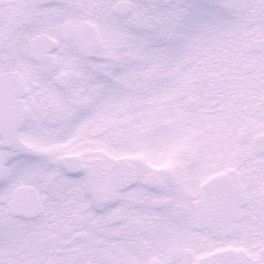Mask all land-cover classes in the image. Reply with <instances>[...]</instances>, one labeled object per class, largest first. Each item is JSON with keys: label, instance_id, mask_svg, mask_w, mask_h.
<instances>
[{"label": "snow or ice", "instance_id": "snow-or-ice-1", "mask_svg": "<svg viewBox=\"0 0 264 264\" xmlns=\"http://www.w3.org/2000/svg\"><path fill=\"white\" fill-rule=\"evenodd\" d=\"M241 29L261 54L264 82V0H0V264H136L64 236L69 194L90 215L111 216L148 199L162 176L179 180L187 137L170 77L194 44ZM224 95L218 83L210 103ZM250 103L264 129V91ZM169 161L171 173L150 167ZM257 227L264 237V207ZM141 259L185 261L178 252Z\"/></svg>", "mask_w": 264, "mask_h": 264}, {"label": "flooded vegetation", "instance_id": "flooded-vegetation-1", "mask_svg": "<svg viewBox=\"0 0 264 264\" xmlns=\"http://www.w3.org/2000/svg\"><path fill=\"white\" fill-rule=\"evenodd\" d=\"M260 56L243 29L196 45L193 56L178 66L177 88L172 82L169 86L174 105L183 106L179 131L195 134L199 153H178L181 178L162 176L149 189L148 199L129 201L118 214L90 215L80 194L70 193L64 236L101 254L121 251L136 264H144L142 257L155 262L162 255L170 261L177 252L184 264L189 258L211 259L223 252L233 256L218 264H242L243 258L258 264L264 251L257 227L264 207V186L257 184L264 129L250 98L264 91ZM218 83L225 87L224 102L213 105ZM213 107L218 111H211ZM150 167L155 173H171L174 164Z\"/></svg>", "mask_w": 264, "mask_h": 264}, {"label": "rangeland", "instance_id": "rangeland-1", "mask_svg": "<svg viewBox=\"0 0 264 264\" xmlns=\"http://www.w3.org/2000/svg\"><path fill=\"white\" fill-rule=\"evenodd\" d=\"M201 43L202 42H200L199 44H194L192 46V48L190 49L189 54L186 57L193 56V51L195 50L196 45H200ZM174 77H177L176 73H174L173 77H171L170 82H172V88L176 89L177 87L175 85V78ZM173 103H175V102H173ZM162 122L165 124L169 123L168 120H164ZM183 134L186 135L187 139L185 141L184 147L181 148L178 153H195V152L199 153V150H197L198 144L196 143L197 141L195 139V134L193 132L190 135L186 134V133H183Z\"/></svg>", "mask_w": 264, "mask_h": 264}, {"label": "water", "instance_id": "water-1", "mask_svg": "<svg viewBox=\"0 0 264 264\" xmlns=\"http://www.w3.org/2000/svg\"><path fill=\"white\" fill-rule=\"evenodd\" d=\"M191 100L190 98L188 99V101Z\"/></svg>", "mask_w": 264, "mask_h": 264}]
</instances>
